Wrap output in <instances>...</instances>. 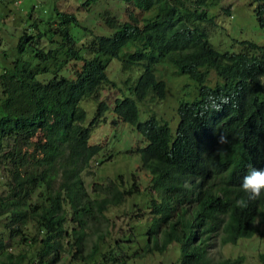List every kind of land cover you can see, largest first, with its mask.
<instances>
[{"label": "trees", "instance_id": "16d2710c", "mask_svg": "<svg viewBox=\"0 0 264 264\" xmlns=\"http://www.w3.org/2000/svg\"><path fill=\"white\" fill-rule=\"evenodd\" d=\"M219 1L118 0L143 14L140 24L121 23L106 16L105 26L98 25L94 14L87 28L77 17L80 10L72 14L57 9L53 21L43 22L45 30H38L34 22L31 34L19 37L15 53L24 50L28 39L38 45L37 39L46 38L48 44L31 46L35 63L16 57L0 73V147L4 139L18 144L30 138V151L20 155L19 145L12 144V154L8 152L4 158L19 164V168L11 171L9 196H0V216L8 214L6 228L28 220L44 231L40 237L27 238L21 236L19 226L17 231L13 227L10 230L18 234V241L38 245L29 264H50L59 258L64 249L62 240L68 246L62 261L65 264L114 261L111 252L106 259L100 257V240L105 232L96 230L89 252H81L85 230L88 222L97 223L109 206L135 193L136 185L125 192L119 187L121 182L109 181L107 196L90 199L80 172L99 146L88 144L90 129L83 126L86 115L78 106L84 95L98 93L100 86L109 82L106 69L112 59L132 73L141 67L136 77L129 75L124 83L128 85L133 78L128 88L139 102L148 96L152 109L164 98L166 88L156 76V59L173 68L171 76L185 75L195 86L192 100L177 106L179 122L174 133L157 115L138 121V107L131 98L116 100L112 108L121 121L134 125L144 137L146 145L136 151L142 168L150 175V189L155 192L145 205L152 217L145 245L132 258L161 254L176 243V264H240L241 255L213 261L207 242L216 239L219 246L235 244L264 231V195L248 202L247 207L235 206L238 199L246 197L240 185L249 166L264 168V145L256 143L264 140V45L244 40L238 42L236 51L213 48L201 23L216 25L210 10L216 9ZM251 1L257 4L256 14L264 31V0ZM74 26L82 32L78 39L71 33ZM87 30L91 39L84 42ZM77 43L81 44L74 48ZM72 60L80 61L79 69L73 71L74 78L60 75ZM212 71L215 82L210 84L208 74ZM47 73L51 79L36 78ZM209 97L218 101L228 97L230 103L216 110ZM106 109L100 102L96 112L101 114ZM220 133L228 136V145L218 143ZM29 183L40 187L33 206L24 200ZM67 212L68 222L76 225L70 232L64 227ZM12 234L10 237H14ZM0 254L9 264H20L17 260L25 258L24 254L12 256L5 251L1 240ZM259 260L264 264V252ZM119 263L123 261L113 262Z\"/></svg>", "mask_w": 264, "mask_h": 264}, {"label": "rangeland", "instance_id": "374dc122", "mask_svg": "<svg viewBox=\"0 0 264 264\" xmlns=\"http://www.w3.org/2000/svg\"><path fill=\"white\" fill-rule=\"evenodd\" d=\"M85 0H2L0 1V73L3 68L11 65V62L18 57V61H27L35 63L32 55L31 46L37 45V42L28 39L24 42V50L15 53L16 43L20 36L31 34L32 24L36 22L38 30H45L43 22H51L55 17L57 9L60 12L72 13L81 11L77 15L82 25L90 26L89 19L95 14L96 23L104 25V17L110 16L118 22H131L140 24L143 14L135 9L131 4L118 2V0H93L84 3ZM84 3V4H83ZM255 2L251 0H220L216 9L210 10L214 15L215 26L209 22L201 23V27L206 31L210 44L219 51L238 50V42L251 41L256 44L264 45V31L259 23V16L256 14ZM104 14V15H101ZM264 22V14L262 15ZM105 26V25H104ZM87 28V27H86ZM71 33L77 39L82 32L74 26ZM83 41L91 39L86 31ZM38 47H47L46 38H39ZM81 43L74 45L78 48ZM88 57L87 54L83 53ZM60 75L66 78H74V70L79 69L80 61L72 60L68 62ZM156 76L165 82V96L163 99L155 102L156 108L152 109L151 101L147 96L139 102L135 99L128 85L133 83V78L141 72V67L132 73L128 69H122L120 61L112 59L107 66L106 75L109 80L107 84L100 86L98 93L84 95L79 101L78 106L84 109L86 117L83 126H88L90 135L88 144H98L99 151L90 159L86 169L80 172L85 192L90 199H100L109 193V181H115L119 184L121 190L127 191V188L136 185V191L133 194L125 195L123 201L118 205L109 206L98 222H88V228L85 230L84 243L85 248L82 253H88L95 241L98 232H105L101 247L100 257L104 258L114 254V261L122 260L119 264H176L178 258V248L176 243L170 244L163 253L152 252L141 258H132L135 252H141L146 241V230L151 224V215L145 208L151 193L150 175L142 168L140 154L137 148L146 145L145 139L135 129L134 125L123 122L113 113L115 100L124 97L131 98L138 107V121L143 122L148 115L155 113L158 117L166 121L172 133L177 125V103L190 101L193 97L192 87L194 82L185 75L171 76L170 66L164 63L154 64ZM158 68V69H157ZM158 70V71H157ZM161 74H159V73ZM134 76L128 85L124 80L128 76ZM37 79L44 81L51 79L52 75L39 74ZM47 79V80H48ZM210 84L215 82L213 71L208 74ZM264 87V78H263ZM113 82L114 84H111ZM107 105L106 111L97 114L96 107L100 102ZM157 110V111H156ZM29 139H22L18 144L12 140H3L0 147V196H9V183L11 182V171L19 168V164L13 165L5 160L6 154H12L13 147H20V155L23 152L30 151ZM6 142L7 144H5ZM29 163V162H28ZM31 164L27 165L30 166ZM29 190L27 196L24 193V200L27 204L33 206L38 201L39 186L36 184H27ZM33 188V189H32ZM70 212V210L68 209ZM66 214L64 227L67 230L75 225L73 221L68 222L70 213ZM4 214L0 216V240L5 251L12 256L24 254L23 260H17L20 264H29L28 259L38 248L28 246L23 240L18 241V234L10 233L11 228L15 231L20 228L21 236L30 238L44 234L43 230H37L35 223L28 220L14 222L6 228L4 224L8 223L9 217ZM16 226V227H15ZM76 226V225H75ZM97 230V231H96ZM263 230V229H262ZM14 232V231H13ZM12 234L14 237H10ZM128 237V239H127ZM116 240L119 243L116 244ZM63 251L59 258L52 259L50 264H65L62 261L67 256L68 246L61 241ZM208 254L213 261L223 258L233 259L242 256L240 264H262L259 255L264 252V231H259L251 238H241L235 244L218 245V240L211 239L208 242ZM111 250V251H110ZM48 258V257H47ZM74 261L77 258H73ZM133 259V260H132ZM113 261V262H114ZM9 264L7 259L0 254V264ZM73 262V261H72ZM108 261L107 264H113Z\"/></svg>", "mask_w": 264, "mask_h": 264}, {"label": "clouds", "instance_id": "9594fccd", "mask_svg": "<svg viewBox=\"0 0 264 264\" xmlns=\"http://www.w3.org/2000/svg\"><path fill=\"white\" fill-rule=\"evenodd\" d=\"M153 63L155 64V63H164V62L158 61V59H156L155 61H153ZM192 98L190 99V101L192 100ZM209 103L212 108L216 110H220L221 105H227L230 103V99L228 97H221L219 98V101H218L216 97H209ZM178 104L179 102L177 103V106ZM114 105H115V102H114ZM106 108H107V105H106ZM176 112H177V109H176ZM153 115H156V114L153 113ZM156 117L161 119L163 123L167 124L166 121L158 117V115ZM177 122H179L178 114H177ZM218 143L221 145H228L230 143V140L228 136H226L223 133H220ZM256 143L264 145V140H260ZM188 186L189 185L187 184L185 185V187H188ZM240 191L245 193L246 197H241L240 199L236 201L235 206L238 208L247 207L248 202L255 201L259 199L262 195H264V168H257L255 166L250 165L247 173L242 178L241 185H240Z\"/></svg>", "mask_w": 264, "mask_h": 264}]
</instances>
